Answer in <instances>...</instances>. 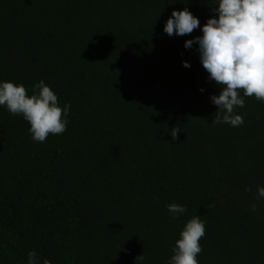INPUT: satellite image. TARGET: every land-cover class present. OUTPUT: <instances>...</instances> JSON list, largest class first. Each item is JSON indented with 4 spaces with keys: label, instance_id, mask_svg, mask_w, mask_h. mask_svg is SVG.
<instances>
[{
    "label": "trees",
    "instance_id": "trees-1",
    "mask_svg": "<svg viewBox=\"0 0 264 264\" xmlns=\"http://www.w3.org/2000/svg\"><path fill=\"white\" fill-rule=\"evenodd\" d=\"M214 3L0 0V80L28 94L44 80L71 104L43 143L0 107V264L31 250L41 264H166L194 215L199 264H264V103L246 97L239 127L212 123L220 89L184 47L202 33L163 31L184 7L203 25ZM173 202L187 212L173 218Z\"/></svg>",
    "mask_w": 264,
    "mask_h": 264
},
{
    "label": "clouds",
    "instance_id": "clouds-1",
    "mask_svg": "<svg viewBox=\"0 0 264 264\" xmlns=\"http://www.w3.org/2000/svg\"><path fill=\"white\" fill-rule=\"evenodd\" d=\"M213 12L215 15L201 25L187 7L174 9L163 31L168 36H185L200 30L202 34L185 40L184 47L197 45L207 79L220 89L217 95L210 96L217 108L212 123L239 127L244 119L237 109L245 106L246 97L264 103V0H215ZM182 65L190 67L187 61H182ZM0 107L13 116H21L29 124L31 139L38 143L45 142L50 134H63L71 111V104L60 106L58 96L44 80L32 86L31 94L23 84L0 80ZM178 132L171 130L173 140ZM255 199H264V186H256ZM166 208L173 218L187 212L184 205L175 202ZM250 208L253 212L258 210L256 203H251ZM204 236V221L198 215L192 216L180 230L166 264H199L200 240ZM27 258L28 264H41L35 250L29 251ZM43 264L50 261L45 259Z\"/></svg>",
    "mask_w": 264,
    "mask_h": 264
}]
</instances>
